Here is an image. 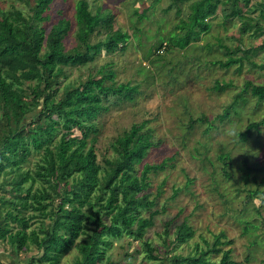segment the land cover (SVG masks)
<instances>
[{
    "label": "rangeland",
    "instance_id": "rangeland-1",
    "mask_svg": "<svg viewBox=\"0 0 264 264\" xmlns=\"http://www.w3.org/2000/svg\"><path fill=\"white\" fill-rule=\"evenodd\" d=\"M78 1L54 0L49 11L50 19L42 23L46 36L58 19H70L72 26L63 40L67 51L82 45L76 22ZM87 1L93 12L100 8L110 19L90 34L91 43L105 39L110 30L123 29L130 37L121 43L124 49L112 52L103 49L89 62L63 66V77L55 100L63 98L67 89L89 78L103 79L104 72L111 68L113 73L107 76V85L114 87L130 82L138 88L131 101L113 94V91L103 96L104 109L86 121L96 127V132L90 134L89 145L91 137H96L97 161L106 169L105 160L117 157L118 136L132 124L144 120L149 122L143 131L151 134L155 144L143 163L138 165L139 171L146 162L168 160L165 169L151 174L152 182L148 189L153 199L159 185L164 183L157 207H166V211L156 216L155 225L147 229L144 238H114L108 254L118 264H162L145 258L144 240L149 239L158 247L157 252L164 256L165 222L173 220V231L187 220L195 234L190 240L178 244L171 254L193 253L195 243L204 246L202 236L213 241L214 233L224 231L230 240L224 248L232 249V259L239 264H264V125L252 129L246 140L241 139V132L247 125L264 116V102L252 95L250 89L245 90L248 80L264 84V68L260 67L264 63V32L259 36L252 30L242 33L243 20L239 16L227 17L232 12L231 7L220 3L215 16L210 18V30L187 48L180 49L170 46L169 39L178 33L176 25L180 20L188 18L195 0ZM258 1L261 0H250V11L243 0H240V6L242 13H247L264 26V9L257 4ZM33 5L34 0H0L3 9L15 6L26 13H32ZM170 6L171 9L167 10ZM145 9V14L138 17L135 11L140 14ZM45 36H36L37 42L43 43V53L47 51ZM161 42L166 46L158 52L157 46ZM207 43L212 47H205ZM222 44L232 50L237 47L250 49L243 64L239 62L225 67L218 62L212 63L229 57ZM242 54L244 50L235 55ZM31 83L34 85L35 81ZM26 98L32 100L31 95ZM228 108L230 114L222 119L220 115ZM64 133L61 128L57 131L55 143ZM66 133L82 137L77 127ZM41 153L34 150L25 163V169L34 171L42 161ZM224 153L229 156L228 165L220 158ZM224 168L230 171L231 178L226 177ZM0 180H3L2 176ZM42 184L38 181L34 187ZM63 187L68 189L70 184L62 185L61 189ZM100 190L93 195V201L99 197ZM175 190L178 193L174 196ZM255 190H259L257 196L252 194ZM84 210L89 214L91 208L85 206ZM105 221L110 223V220ZM246 221L251 222L248 229L245 228ZM38 224L36 221L34 226ZM82 237L86 238L85 235ZM77 254L78 251L72 249L63 257L62 264H72ZM221 255L213 254V259H219ZM20 256L25 257L26 253ZM16 257L12 248L0 245V261L25 264L21 259L16 261Z\"/></svg>",
    "mask_w": 264,
    "mask_h": 264
},
{
    "label": "trees",
    "instance_id": "trees-1",
    "mask_svg": "<svg viewBox=\"0 0 264 264\" xmlns=\"http://www.w3.org/2000/svg\"><path fill=\"white\" fill-rule=\"evenodd\" d=\"M53 1L34 0L32 13L15 6L10 9L0 7V177H3L0 180V245L12 248L16 261L21 259L25 264H62L63 257L72 249L78 251L72 264H118L108 254L114 238H144L147 229L155 225L156 216L166 211V207H157L164 183L159 185L153 199L148 189L152 182L151 174L165 169L168 160L146 162L139 171L138 165L143 163L155 144L151 134L143 131L149 122L144 120L132 124L118 136L117 157L106 159L107 168H102L97 161L96 137H91L89 145L90 134L96 132V127L86 121L104 109L103 96L113 91V94L131 101L138 87L130 82L114 87L107 85V76L113 73L110 68L104 72L103 79L89 78L67 89L63 98L56 101L55 96L62 81L63 66L89 62L103 49L108 52L124 49L121 43L124 44L130 35L123 29L110 30L105 39L91 43L90 34L110 19L100 8L93 12L89 1L79 0L76 3V22L82 45L67 51L63 40L72 26L70 19H58L46 36V29L42 26L50 19ZM220 3L231 7L232 12L227 17L239 16L243 20L242 33L252 30L259 36L264 32L260 21L242 13L240 0H195L188 18H182L176 25L178 33L170 37L169 45L184 49L201 38L210 30V18L215 16ZM243 3L250 7V0H243ZM257 4L264 9V0ZM146 11L135 12L142 17ZM180 13L181 9L178 10ZM38 34L46 37L45 53L42 52L43 43L37 42ZM222 45L229 57L224 61L211 62L225 67L239 62L242 65L250 50L241 47L232 50L228 45ZM165 46L163 42L159 43L158 52ZM205 47L211 48L212 44L207 43ZM241 50L244 54L235 55ZM260 67L264 68V63ZM31 81H35L34 85ZM247 88L264 102V84L248 80L245 90ZM27 95H31L32 100L26 98ZM229 114L228 108L220 117L223 119ZM262 125L264 116L249 123L241 132V139L246 140L252 129H259ZM75 127L81 131V138L66 133ZM60 128L65 133L55 143ZM34 150L43 152V157L33 171L25 169V163ZM220 158L225 165L229 164L226 153ZM224 170L226 177L231 178L230 171ZM38 181L46 184L34 187ZM69 184L68 189H61L62 185ZM98 190L100 195L93 201ZM7 193L10 194L8 197ZM177 193L175 190L174 196ZM252 194L257 196L259 190ZM85 206L91 208L89 214L84 210ZM105 220H110V223ZM36 221L39 224L34 226ZM172 222L168 220L164 224V256L158 253V247L145 239L146 259L158 260L162 264H239L232 259V249L224 248L230 242L224 231L214 233L213 241L202 236L204 246L195 243L193 253L171 254L178 244L190 240L195 234L187 220L173 231ZM250 223L246 221V229ZM22 253L26 256L21 257ZM219 253H222L220 258L213 259V254Z\"/></svg>",
    "mask_w": 264,
    "mask_h": 264
},
{
    "label": "water",
    "instance_id": "water-1",
    "mask_svg": "<svg viewBox=\"0 0 264 264\" xmlns=\"http://www.w3.org/2000/svg\"><path fill=\"white\" fill-rule=\"evenodd\" d=\"M0 264H4L3 262H0Z\"/></svg>",
    "mask_w": 264,
    "mask_h": 264
},
{
    "label": "clouds",
    "instance_id": "clouds-1",
    "mask_svg": "<svg viewBox=\"0 0 264 264\" xmlns=\"http://www.w3.org/2000/svg\"><path fill=\"white\" fill-rule=\"evenodd\" d=\"M2 262V261H1Z\"/></svg>",
    "mask_w": 264,
    "mask_h": 264
}]
</instances>
